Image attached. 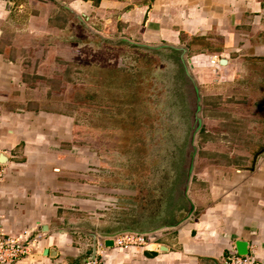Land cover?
I'll use <instances>...</instances> for the list:
<instances>
[{
    "label": "crops",
    "instance_id": "obj_1",
    "mask_svg": "<svg viewBox=\"0 0 264 264\" xmlns=\"http://www.w3.org/2000/svg\"><path fill=\"white\" fill-rule=\"evenodd\" d=\"M81 19L138 43L185 47L203 104L223 111L213 120L232 138L264 141L256 133L264 131V0H0V236L28 233L32 242L10 264H85L93 236L117 232L112 223L123 219L117 198L108 203L93 153L75 146L74 119L40 101L54 77L43 45L57 46L55 35L75 31ZM232 89L256 98L239 102L231 117ZM209 156L219 160L195 181L191 220L156 233L146 248L108 249L102 238L100 264H225L238 240L264 264V144L243 155L248 163L219 150Z\"/></svg>",
    "mask_w": 264,
    "mask_h": 264
},
{
    "label": "rangeland",
    "instance_id": "obj_2",
    "mask_svg": "<svg viewBox=\"0 0 264 264\" xmlns=\"http://www.w3.org/2000/svg\"><path fill=\"white\" fill-rule=\"evenodd\" d=\"M93 26L85 21L75 31L66 30L64 37L55 35L57 46L43 45L44 53L51 55L43 65L54 77L48 82L51 90L40 94V101L49 108L60 107L74 119L75 146L93 153L100 180L110 192L108 203L113 195L124 208L123 213L115 211L116 216L123 214L120 222L112 223L115 231L145 233L177 224L184 220L191 201L196 214L195 181L205 165L219 160L208 154L228 152L235 162L248 163L243 155L259 150L263 138H232L213 120L223 115L222 109L213 113L214 105L202 102L203 129L190 141L196 97L180 51L142 47L109 26L107 31ZM258 94L263 101L264 94ZM255 95L252 92L247 98L232 89L226 115L232 117L239 102H252ZM251 110L257 114L255 105ZM217 132L219 136L224 132L223 139L213 137ZM194 147L198 152L185 196L187 158Z\"/></svg>",
    "mask_w": 264,
    "mask_h": 264
},
{
    "label": "water",
    "instance_id": "obj_3",
    "mask_svg": "<svg viewBox=\"0 0 264 264\" xmlns=\"http://www.w3.org/2000/svg\"><path fill=\"white\" fill-rule=\"evenodd\" d=\"M82 22L85 24V21L83 19H81ZM125 39V38H124ZM127 41V40H126ZM138 45H142L143 46H149L148 48H156L157 50L158 49H161V48H171V49H174L176 51H180V53L182 54L181 56V63L183 65V67L185 68V72H186V75L190 78V82L192 83V87H193V93H194V96L196 97V101L194 103V119H195V126H194V136L192 137V139H190V141L192 140H195V136L197 134V132L201 131L202 128H203V117L201 116V113H202V95H201V90H200V87L198 85V82L197 80L195 79L194 75L192 74V72L190 71L191 70V67L189 65V63L187 62L186 58H185V54H186V48L185 47H177V46H173V45H168V44H160V45H150V44H144V43H137ZM226 59H223L222 60V63L226 64ZM193 119V118H192ZM197 152H198V149H196V147H194L191 151V154H188V160H189V165L187 166V170L188 172L185 174V178H184V185H185V188L183 189L184 190V195L186 196V192L190 186V181L193 177V169H194V164H195V160H196V156H197ZM196 207H195V204L191 201L190 202V209L187 213V215L185 216L184 220L177 223V224H174V225H170L168 227H165V228H158V229H153V230H149L145 233H142V232H135V231H132V230H124V231H117V232H114V233H111V234H104V235H94L93 236V251H92V254L90 257H88L85 261V264H87L88 261L90 260H94L96 258V254H97V250H98V243H99V240L102 239V238H105L106 241H107V245L108 246H112L113 245V238L118 236V235H121V234H125V233H136V234H152V233H157L161 230H165V229H170L171 227L172 228H178L181 224H183L184 222L188 221L191 219V217L194 215V211H195ZM236 246H237V249H238V253L240 255H246V254H249L250 253V250H249V242L248 241H244V240H238L236 242Z\"/></svg>",
    "mask_w": 264,
    "mask_h": 264
},
{
    "label": "built area",
    "instance_id": "obj_4",
    "mask_svg": "<svg viewBox=\"0 0 264 264\" xmlns=\"http://www.w3.org/2000/svg\"><path fill=\"white\" fill-rule=\"evenodd\" d=\"M212 63L220 64V57L218 55H213L211 58ZM28 233L23 238H3L0 236V264H10L18 262L24 255L28 254V248L30 247L31 241L27 239ZM155 234H136V233H125L118 235L113 238V245L108 246V249L118 248L122 250H128L133 247L146 248L154 242ZM102 241V240H101ZM98 243V250L96 258L90 260L87 264H100V255H102L101 250H99L102 245ZM106 247V246H105ZM99 251V252H98ZM225 264H258V261L249 254L240 255L237 251L232 250L226 256L224 260Z\"/></svg>",
    "mask_w": 264,
    "mask_h": 264
},
{
    "label": "flooded vegetation",
    "instance_id": "obj_5",
    "mask_svg": "<svg viewBox=\"0 0 264 264\" xmlns=\"http://www.w3.org/2000/svg\"><path fill=\"white\" fill-rule=\"evenodd\" d=\"M203 129V128H202Z\"/></svg>",
    "mask_w": 264,
    "mask_h": 264
}]
</instances>
